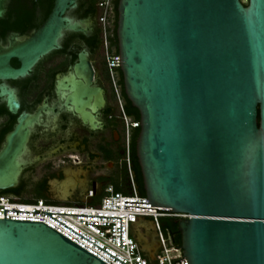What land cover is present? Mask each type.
<instances>
[{
    "label": "water",
    "instance_id": "obj_1",
    "mask_svg": "<svg viewBox=\"0 0 264 264\" xmlns=\"http://www.w3.org/2000/svg\"><path fill=\"white\" fill-rule=\"evenodd\" d=\"M79 1L56 0L30 38L0 45V109L13 115L0 128V191H19L23 171L57 152L30 144L57 129L62 111L74 110L92 130L104 124L90 47L75 48L79 57L56 72L41 102L22 96L40 60L65 48L67 36L94 35V10L78 18ZM116 35L124 91L140 115L136 156L149 199L140 203L190 215L177 221L188 264H264V0H118ZM81 144L70 145L86 150ZM6 210L14 209L0 218V264L106 263L45 222L8 219ZM143 221L155 230L141 218L133 235L154 260L158 246Z\"/></svg>",
    "mask_w": 264,
    "mask_h": 264
},
{
    "label": "flooded vegetation",
    "instance_id": "obj_2",
    "mask_svg": "<svg viewBox=\"0 0 264 264\" xmlns=\"http://www.w3.org/2000/svg\"><path fill=\"white\" fill-rule=\"evenodd\" d=\"M55 1L3 0L5 12L2 10V15H0V45L5 48L11 47L14 35L13 40L17 42L30 38L46 22L54 8ZM99 1L81 0L77 10L78 18L86 17L92 9L94 10L93 15L91 13L95 21L92 22L94 35L88 38L84 32L76 31L67 36L63 43L65 48L52 50L40 60L35 75L22 88V96L27 105L41 102L42 93L45 92V96H49L46 90L51 86L56 72L68 68L72 56L73 60L79 57V54L74 52L75 48L81 49L83 46L89 49L90 47L91 65L94 70L93 83L105 90L102 94L105 97L103 114L100 115L104 124L101 129L92 130L74 110L68 109L59 113L57 129L51 133L35 135L30 144L31 147L36 148L38 153L47 149L54 151L57 147L59 149L52 155L47 153L48 156L32 162V168L23 171L24 184L19 191L5 189L15 191L11 192L14 195L24 199L92 204L101 200L107 188L111 187L114 190L118 184H123L128 180L124 162L126 152L124 122L105 57H102L105 49L101 34H99V27H101L98 22ZM89 23H91L90 18ZM89 23L88 30L92 29ZM10 62L15 68L21 67L23 63L19 56L11 57ZM118 85L121 104L125 111L130 101L125 94L123 82L122 84L118 82ZM94 98L93 94L91 106ZM46 103H48L47 98ZM86 110H91V114H95L89 106ZM12 118L13 115L8 109H0V128L3 125L9 126ZM74 138L81 141V145L85 144L87 149L79 148V145L71 146ZM63 139L65 140L64 146L68 145V148L60 146ZM144 231L148 232L153 243L159 247L156 231L149 228Z\"/></svg>",
    "mask_w": 264,
    "mask_h": 264
},
{
    "label": "built area",
    "instance_id": "obj_3",
    "mask_svg": "<svg viewBox=\"0 0 264 264\" xmlns=\"http://www.w3.org/2000/svg\"><path fill=\"white\" fill-rule=\"evenodd\" d=\"M98 7L100 8L98 22L101 26V37L105 49L106 66L109 71L114 93L120 104L121 118L124 122L126 145L124 162L129 170V191H115L109 187L101 200L92 204L52 202L45 199H24L11 192L0 191V218H5V209H14L6 210V218L43 221L106 262L104 264H188L186 257L183 256L181 248L173 244L171 235L162 228L161 218L176 217L180 219L190 217V215L188 213L171 212L170 210L172 209L166 206H154L151 205V203H140L149 202V199L146 195H140L137 192V187L130 169L129 156L131 133L134 128L140 126V121L131 119V117L125 113L120 100L117 69H120L121 59L118 52L115 53L109 50L110 17L113 10L112 0H100ZM125 206L126 208H124ZM46 212L57 213H52V217ZM141 218L153 221L159 239L160 245L155 251L154 260H151L149 256L142 251L138 241L133 235L132 223L139 221ZM147 225V221L142 222L143 230L148 229Z\"/></svg>",
    "mask_w": 264,
    "mask_h": 264
},
{
    "label": "trees",
    "instance_id": "obj_4",
    "mask_svg": "<svg viewBox=\"0 0 264 264\" xmlns=\"http://www.w3.org/2000/svg\"><path fill=\"white\" fill-rule=\"evenodd\" d=\"M117 5H118V0H112V15L110 17V35H109V50L111 52H118V42H117V35H116V27H117ZM99 34H101V27H99ZM117 76H118V82L122 84L123 82V77H122V72L120 69H117ZM122 93H124L123 88H121ZM125 113L131 117L133 120H139L140 115L139 111L137 108L133 107L131 103L125 107ZM139 133V126L134 128L131 133V145H130V151H129V156H130V169L133 174V179L137 187V192L140 195H146L144 185H143V180H142V174L140 170V166L138 163V159L136 156V139ZM126 172H127V179L129 181V170L125 164ZM115 191H123L127 192L129 191L128 187L123 184H118L116 188L114 189ZM1 192H15L13 190H2ZM179 219L176 217H162L161 218V225L162 228L169 233V235H172V242L173 244L180 246L181 244V236L180 233L177 231V221ZM176 231V232H175ZM170 232H173L170 234Z\"/></svg>",
    "mask_w": 264,
    "mask_h": 264
},
{
    "label": "rangeland",
    "instance_id": "obj_5",
    "mask_svg": "<svg viewBox=\"0 0 264 264\" xmlns=\"http://www.w3.org/2000/svg\"><path fill=\"white\" fill-rule=\"evenodd\" d=\"M102 57H105V58H106V55H105V50H104V54H103V56H102ZM105 62H106V60H105ZM109 77H110V75H109ZM128 182H129V181L127 180V181L124 183V185H125V186H127V187H128Z\"/></svg>",
    "mask_w": 264,
    "mask_h": 264
}]
</instances>
